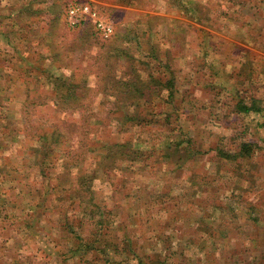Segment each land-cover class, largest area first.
<instances>
[{
	"label": "rangeland",
	"instance_id": "374dc122",
	"mask_svg": "<svg viewBox=\"0 0 264 264\" xmlns=\"http://www.w3.org/2000/svg\"><path fill=\"white\" fill-rule=\"evenodd\" d=\"M0 264H264V0H0Z\"/></svg>",
	"mask_w": 264,
	"mask_h": 264
},
{
	"label": "trees",
	"instance_id": "16d2710c",
	"mask_svg": "<svg viewBox=\"0 0 264 264\" xmlns=\"http://www.w3.org/2000/svg\"><path fill=\"white\" fill-rule=\"evenodd\" d=\"M104 81V80H103ZM120 79L117 78L115 76V78H108L105 82H111V86L113 88H115V85L117 87H119L120 84ZM132 79H128L126 80L124 83L125 85L127 86H130V83H131ZM123 84V83H122ZM70 83L68 84V87H67V92H63V91H59L58 94H57V100L58 101H64L63 103V107L64 106H67L69 105V98L73 95V92H72V89L69 87ZM109 93V92H108ZM110 96V95H109ZM136 96L134 94H129V95H126L123 99L125 100H129L130 98H135ZM110 98L112 100H114V104H116V102H119V100L121 99L120 97V94H117L116 92H112ZM28 100V99H27ZM253 109V110H252ZM76 110H78L76 108ZM258 109L256 108H253L252 106H249V105H243L242 106V112H250V111H257ZM117 110L114 108H111L108 112H107V117L109 118H112V114H116ZM128 118L131 119V120H139L138 117H133L131 113H129L128 115ZM115 118H113L111 121H114ZM66 122H63L62 124H53L51 128L52 129V139L50 142L46 143V136L42 138L43 141H45V143L41 146V143H39L36 147H35V150L37 152L41 151L43 156H44V159L42 160L41 162V167H42V170H43V166H44V169L47 168V170H49L50 168L54 167L55 164L51 163V162H48L45 164V161H47L48 159H50V156L52 155L53 151L57 150L58 147H59V144H60V141L62 140L63 137H67L68 133H69V130L67 128V125L65 124ZM34 135V133H32ZM15 137L13 136V139L12 141L9 140V142H5V143H17V144H20L21 141L19 138H16L14 139ZM182 144V142H178L177 144H175L176 146L180 147V145ZM69 144H67L68 146ZM87 146V143H85V147ZM135 146L136 144H133V143H130L129 145H126V146H123L124 148L125 147H128L129 149H126L127 151H130L131 150V154L134 156H138L140 153H138L136 155L135 153ZM171 146V144H170ZM248 147V143H244L241 147V150L237 153V154H230V153H227L226 151H222L221 149H219V152L220 154L225 157V158H230V159H233V158H236L237 156H240L241 154L242 155H245V152H244V149ZM122 148V146H121ZM61 153V157L63 159V161L68 158V161H69V164H70V169L67 168L66 166V169L68 170V173L71 174V171L72 169H77V172H76V176L78 177L77 179V184L75 186H73V188L76 190V192H74L73 190L71 191L72 192V196L73 197H77L82 200V195L84 194L85 191H90V189L92 188V186H94V180H95V175H92L90 170H87L85 169V173H83L82 171H80L81 168L77 167L76 164H74V162L76 163H81L82 160H80L79 162V159L74 156L73 152V148H72V145L69 146V147H66V144L65 146H63L62 148V151H59ZM118 152H122V155L125 154V151L123 150H120ZM132 157V160H135L136 157ZM63 174V173H61ZM67 175V178H69L68 174L66 173ZM60 178V176H58ZM64 182H66V180H62ZM63 182L59 184V186H63ZM55 190V188H53ZM66 190L65 187H63L62 189V192H64ZM69 191V189H68ZM89 204V205H88ZM84 210V212L82 213L83 214V217H88V219H92L95 217V214H99L100 215V218H103V221H104V217H105V211L101 208V206H96L92 204V202H89ZM99 218V219H100ZM106 219V217H105ZM102 221V222H103ZM81 235L80 234H76V238H79L80 239ZM75 240H78V239H75ZM81 243L83 245H85L87 248H84V251H89L93 248H95L94 244L93 243H90L89 241L87 240H82ZM80 243V245H81ZM79 249L76 248V251H78Z\"/></svg>",
	"mask_w": 264,
	"mask_h": 264
},
{
	"label": "built area",
	"instance_id": "2783aa9c",
	"mask_svg": "<svg viewBox=\"0 0 264 264\" xmlns=\"http://www.w3.org/2000/svg\"><path fill=\"white\" fill-rule=\"evenodd\" d=\"M82 12H85V13H89L90 15L91 14H96V12H94L89 5H83L82 6Z\"/></svg>",
	"mask_w": 264,
	"mask_h": 264
}]
</instances>
